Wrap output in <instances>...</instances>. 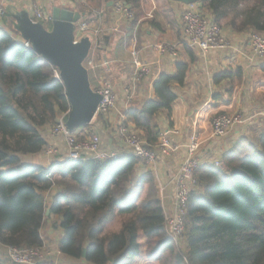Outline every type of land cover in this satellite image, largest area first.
Here are the masks:
<instances>
[{
  "label": "trees",
  "instance_id": "trees-1",
  "mask_svg": "<svg viewBox=\"0 0 264 264\" xmlns=\"http://www.w3.org/2000/svg\"><path fill=\"white\" fill-rule=\"evenodd\" d=\"M93 1L101 3H83ZM112 1L118 0L104 4ZM122 1L132 9L140 5ZM196 1L220 26L264 34V0ZM18 25L16 20L9 31L0 29V248L41 249L46 219L58 216L64 230L59 252L85 264H133L139 257L155 264H264V130L254 140L243 134L219 164L197 168L179 248L166 231L154 175L135 179L138 157L67 160L47 168L27 161L46 150V130L71 105L55 77L59 69L17 40ZM188 73L182 63L176 74L162 75L154 84L156 98L128 112L148 146L160 137L157 115L172 122L175 87L185 84ZM234 76L225 72L215 81ZM54 189L49 206L46 193ZM117 218L119 230L108 232ZM0 264H7L1 255Z\"/></svg>",
  "mask_w": 264,
  "mask_h": 264
},
{
  "label": "crops",
  "instance_id": "crops-1",
  "mask_svg": "<svg viewBox=\"0 0 264 264\" xmlns=\"http://www.w3.org/2000/svg\"><path fill=\"white\" fill-rule=\"evenodd\" d=\"M168 1L171 2L169 5L173 10V20L165 17L145 21L131 20L123 13L117 12L114 3L110 2L107 8L102 10V14L88 22L104 29L99 37L100 49L96 53L94 48V54L90 53L85 61L92 87L96 91L101 80L107 78L113 86L116 105L107 114L97 113L90 124L76 129L77 136L82 139L98 135L101 138V151H116L121 158H128L133 154L118 135L120 122L126 120L132 129L142 134L129 120L128 112L133 108H141L156 98L154 84L162 75H174L180 64H188L189 73L185 84L175 87L177 99L172 105V122L163 112L156 117L160 135L167 134L174 149L170 154L159 157L154 165L140 161L134 174L135 179L139 180L147 172H152L166 215L174 211L173 178L187 155L191 135L197 132L200 137L201 146L197 152L200 167L219 164L222 156L247 133V125L251 121L248 119L253 117L250 112L259 98L258 91L264 90V61L254 60L250 33L236 31L224 25L225 36L231 43L229 48L208 52L190 48L183 34V14L186 9L195 5L207 15L213 16L196 0L193 4ZM66 3L71 6L75 4L74 0H16L11 3L0 0V28L9 31L11 25L19 20L14 16L17 12H24L37 20L34 17V6L37 5L46 16V19L39 22L50 29L54 8L69 9L65 6ZM81 22L79 18L76 26L79 27ZM16 38L20 42L26 41L21 35H16ZM133 48L139 51L140 60L150 70L149 74L140 80H135L136 66L131 53ZM106 62L108 64H105ZM225 72H231L235 76L233 79L216 83L215 77ZM237 73L241 74L240 77ZM238 109H242L248 119L237 125L227 136H216L212 126L213 118L219 113L228 114ZM50 129L46 130V150L29 156L27 161L30 164L47 168L57 162L67 161L68 147L64 139L52 136ZM56 192L54 189L46 193V196L49 195V206ZM49 214L47 212V215ZM51 218L56 219L55 224L59 228V235L55 237L53 234L52 237L59 252V242L64 237V230L58 223V216Z\"/></svg>",
  "mask_w": 264,
  "mask_h": 264
},
{
  "label": "built area",
  "instance_id": "built-area-1",
  "mask_svg": "<svg viewBox=\"0 0 264 264\" xmlns=\"http://www.w3.org/2000/svg\"><path fill=\"white\" fill-rule=\"evenodd\" d=\"M6 3L15 2L16 0H4ZM86 2V0H82ZM115 9L119 13H123L127 18L135 20L133 10L126 3L119 1ZM2 10H0L1 12ZM96 14H102V11H95ZM34 17L37 20L46 19L43 11L34 6ZM1 29V28H0ZM103 28L94 26L88 22L79 25L75 32V41H80L83 37L89 36L93 43L90 53L98 46L99 37L103 32ZM183 34L190 48L198 49L202 52H208L213 49L229 48L231 43L225 36L224 29L218 25L213 17L205 14L195 5H190L183 14ZM250 45L253 51L254 60L262 62L264 60V34L251 33L249 36ZM25 47L31 48L29 41L22 42ZM133 62L136 66L135 80H140L143 76L149 74V67L139 58V51L133 48ZM94 54V53H93ZM93 57V56H92ZM105 64H108L106 62ZM55 77L61 79L60 71H55ZM101 96L98 107V113L107 114L116 105V95L111 82L107 78H103L99 88L96 89ZM71 110V109H70ZM70 110L61 114L54 128L51 130L52 136L62 137L68 147V161H80L86 159L98 160H119L121 155L116 152H107L100 150L101 138L93 135L87 139L79 140L76 130H70L67 126V119ZM248 117L244 113L226 114L221 113L213 118L212 126L214 134L218 137L227 136L237 125L244 123ZM253 117L248 120H252ZM119 137L128 145L131 153L138 157L140 161H145L149 165H154L159 157L166 156L171 153L174 146L167 134H161L157 144L154 147L148 146L146 140L137 131L132 129L126 120L120 122L118 127ZM201 146L199 134L193 133L187 145V155L180 166V169L174 175L175 191L173 196L174 211L166 215V231L168 235L175 241H179L185 233V220L190 194L193 188L195 172L200 166L197 152ZM51 151V150H50ZM39 249H17L6 247L9 254L15 253L19 257L22 255L24 260L34 255V251ZM22 257V258H23ZM21 258V262H24ZM19 261V260H16Z\"/></svg>",
  "mask_w": 264,
  "mask_h": 264
},
{
  "label": "water",
  "instance_id": "water-1",
  "mask_svg": "<svg viewBox=\"0 0 264 264\" xmlns=\"http://www.w3.org/2000/svg\"><path fill=\"white\" fill-rule=\"evenodd\" d=\"M193 4L195 0H171ZM79 14L66 8H54L52 28L24 14L19 17L18 30L44 60L59 69L67 91L71 110L67 119L70 130L90 124L98 113L101 96L94 90L85 61L90 55L92 41L89 36L75 41ZM50 210H47L48 213Z\"/></svg>",
  "mask_w": 264,
  "mask_h": 264
},
{
  "label": "rangeland",
  "instance_id": "rangeland-1",
  "mask_svg": "<svg viewBox=\"0 0 264 264\" xmlns=\"http://www.w3.org/2000/svg\"><path fill=\"white\" fill-rule=\"evenodd\" d=\"M119 1L123 2L122 0H118L117 2L112 1L114 3V7ZM105 2L106 0H101V3H98V1H93L91 2L90 5H86L85 3H83L82 0H74V3H75L74 5L71 6V4L66 3L65 6H68L70 10L79 14L80 19L82 21L81 23H83V22H90V20L93 19L94 17L97 18L98 14H96L95 11H98V10L102 11L106 9L108 4H104ZM169 4H171V2L168 0H140L139 7L132 9L134 16H135V20L140 19L142 21H145V20H152L155 18L160 19L163 17H165L166 19L173 20L174 18V16L172 15L173 10ZM221 27L223 28V26ZM77 28L78 26H76V30ZM103 32L101 33V35L103 34ZM96 53H97V46H96ZM263 61L264 60H262V62ZM261 83L262 82H260V84ZM258 92H259V95H258L259 98L257 99V102L254 105L252 112H250L252 113L253 119L247 125L248 129H247L246 134L252 140L255 139L256 133H259L260 130H264V90H261ZM233 113H244V112L242 109H238L228 114H233ZM54 126H52L50 130H52ZM78 139L84 140L86 138L84 139L78 138ZM50 149L51 148H49V150ZM47 197H49L48 194H47ZM55 220L56 219H52V218L46 219V223L42 230L44 246L41 249L34 251V255L32 257L30 256L28 260H24V257L22 255L19 257V255L15 253H12V254L7 253L5 251L6 247L4 246H1L2 248H0V255L6 259L7 264H27V263L21 262L22 257H23L22 260L24 262H29L28 264H85L82 261H77V260L66 258L61 253L58 252L57 243L52 238L54 236L56 237L57 235H59L58 234L59 228L56 227ZM121 221H122L121 218H117L116 220H114L108 225L106 230L108 232H114V231L119 230L121 226ZM50 229L53 231L51 232ZM53 234L55 235L53 236ZM183 239H184V235L182 236V238L179 239V242H177V246L179 248H182L183 246L181 242ZM144 240L145 239H142L141 241L144 242ZM147 250H149V248H146L145 246L144 253ZM16 260H19V261H16ZM133 264H155V262L150 261L148 257H141V258L139 257L138 260H136Z\"/></svg>",
  "mask_w": 264,
  "mask_h": 264
}]
</instances>
